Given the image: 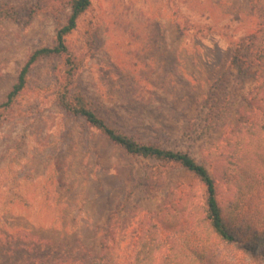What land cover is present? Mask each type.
Wrapping results in <instances>:
<instances>
[{
	"label": "rangeland",
	"instance_id": "1",
	"mask_svg": "<svg viewBox=\"0 0 264 264\" xmlns=\"http://www.w3.org/2000/svg\"><path fill=\"white\" fill-rule=\"evenodd\" d=\"M90 1L66 36L80 61L71 93L110 127L189 153L210 169L223 203L238 201L233 227L243 241L206 239L209 256L195 264H264V184L237 190L240 169L229 155L242 145L228 144L257 126L255 138H264V66L257 82L243 83L228 64L263 22L264 0ZM0 9L1 103L30 54L55 43L70 11L65 0H0ZM64 61L36 62L0 116V264H89L114 213L123 259L150 223L165 254L175 241L195 245L185 235L203 211L204 184L174 162L127 154L65 111ZM225 100L222 122L206 127L208 106ZM256 241V251L246 249Z\"/></svg>",
	"mask_w": 264,
	"mask_h": 264
},
{
	"label": "trees",
	"instance_id": "2",
	"mask_svg": "<svg viewBox=\"0 0 264 264\" xmlns=\"http://www.w3.org/2000/svg\"><path fill=\"white\" fill-rule=\"evenodd\" d=\"M65 2L70 11L67 22L57 30L55 43L52 46L38 48L27 58L18 75L17 83L13 85L6 100L0 103V116L10 108L14 99L23 90L28 73L36 62L47 57L64 56V81L61 84L58 101L65 111L84 118L91 127L99 130L110 142L120 146L127 154L144 159L174 162L193 173L206 188L203 211L186 235L184 234L188 237L190 232L194 234L197 239L195 245H191L188 239H183L182 243L175 241L171 252L165 254V250L162 249L163 243L155 234L156 224L150 223L146 230L148 234L136 241L134 254L123 259L117 251V247L123 241V226L119 227L116 224L120 213H117L115 222H112L116 215L114 213L101 239L100 253L89 264H180L179 259L184 264H195L198 261L204 263L210 250L206 244H202L204 240L213 239L225 244L242 242L241 234H238L233 227L234 211L238 207V201L232 200L225 204L220 200L218 182L204 163L197 161L187 152L165 148L155 143L141 142L131 135L110 127L84 97L71 93L70 87L80 67V61L69 51L66 36L76 28L78 18L89 8L91 1L65 0ZM3 12L4 10L0 9V17ZM5 15L10 17L13 14L7 11ZM228 64L235 72L238 81L257 82L260 77L257 75L258 68L264 66V19L259 28L234 49ZM220 104L214 101L208 106L206 127L210 128L222 122L228 101L225 100ZM258 127L241 130L243 135L236 142H228L232 147L242 145L238 155L235 156L233 152L229 155L231 157L229 164H235L240 169L235 186L244 195L252 193L254 189L264 184V138H255L256 132L260 129ZM116 238L118 240H115ZM254 243L246 244V249L256 251L259 244L257 241ZM262 244L264 254V233ZM186 251L190 253L186 254Z\"/></svg>",
	"mask_w": 264,
	"mask_h": 264
}]
</instances>
